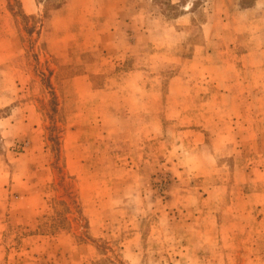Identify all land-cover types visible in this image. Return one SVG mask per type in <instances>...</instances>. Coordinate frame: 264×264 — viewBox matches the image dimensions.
Segmentation results:
<instances>
[{"label": "rangeland", "instance_id": "1", "mask_svg": "<svg viewBox=\"0 0 264 264\" xmlns=\"http://www.w3.org/2000/svg\"><path fill=\"white\" fill-rule=\"evenodd\" d=\"M111 2L0 0V264H264V6Z\"/></svg>", "mask_w": 264, "mask_h": 264}, {"label": "crops", "instance_id": "2", "mask_svg": "<svg viewBox=\"0 0 264 264\" xmlns=\"http://www.w3.org/2000/svg\"><path fill=\"white\" fill-rule=\"evenodd\" d=\"M24 1H29V0H24ZM91 2H98V6H99V1H104V0H90ZM109 2H111L108 6H109V16H119V9L118 7H121V4H123L125 2V0H108ZM173 4H177L180 3L182 0H170ZM223 1V0H220ZM226 1H230V0H226ZM236 1H242V0H236ZM264 0H255V2H253L252 4H250L249 6H242L241 4H237V13L238 16L240 17L241 20L246 19L249 20L250 18L254 19V13H258L260 12V7L264 6ZM98 9V8H97ZM98 10H102L101 7H99ZM191 15L192 12H190L189 14H181V16H179L177 18V22L179 23L180 20H184L183 23H191ZM262 17H264V14H262ZM186 20V21H185ZM250 22V21H249ZM248 23V22H247ZM259 49H264L263 46H260Z\"/></svg>", "mask_w": 264, "mask_h": 264}]
</instances>
